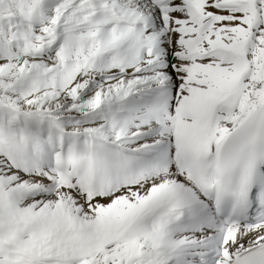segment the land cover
Listing matches in <instances>:
<instances>
[{
  "label": "snow or ice",
  "instance_id": "1",
  "mask_svg": "<svg viewBox=\"0 0 264 264\" xmlns=\"http://www.w3.org/2000/svg\"><path fill=\"white\" fill-rule=\"evenodd\" d=\"M0 264H264V0H0Z\"/></svg>",
  "mask_w": 264,
  "mask_h": 264
}]
</instances>
